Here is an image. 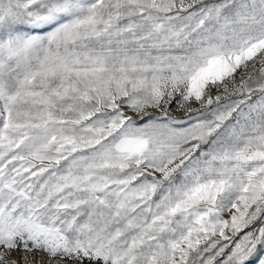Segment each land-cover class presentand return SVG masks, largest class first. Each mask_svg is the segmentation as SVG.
Returning a JSON list of instances; mask_svg holds the SVG:
<instances>
[{
    "label": "snow or ice",
    "instance_id": "6c2138e0",
    "mask_svg": "<svg viewBox=\"0 0 264 264\" xmlns=\"http://www.w3.org/2000/svg\"><path fill=\"white\" fill-rule=\"evenodd\" d=\"M0 264H264V0H0Z\"/></svg>",
    "mask_w": 264,
    "mask_h": 264
}]
</instances>
